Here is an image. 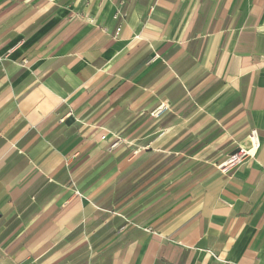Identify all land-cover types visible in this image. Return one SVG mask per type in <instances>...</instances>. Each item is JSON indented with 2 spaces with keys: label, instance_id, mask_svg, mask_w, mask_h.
<instances>
[{
  "label": "crops",
  "instance_id": "1",
  "mask_svg": "<svg viewBox=\"0 0 264 264\" xmlns=\"http://www.w3.org/2000/svg\"><path fill=\"white\" fill-rule=\"evenodd\" d=\"M0 264H264V0H0Z\"/></svg>",
  "mask_w": 264,
  "mask_h": 264
},
{
  "label": "built area",
  "instance_id": "2",
  "mask_svg": "<svg viewBox=\"0 0 264 264\" xmlns=\"http://www.w3.org/2000/svg\"><path fill=\"white\" fill-rule=\"evenodd\" d=\"M121 15V9L118 8L115 12V18H118ZM250 139L251 146L249 148L238 147V150L235 153L229 155L220 165H218V169L223 173H226L250 158L253 155V151L259 146L255 131L251 132Z\"/></svg>",
  "mask_w": 264,
  "mask_h": 264
},
{
  "label": "water",
  "instance_id": "3",
  "mask_svg": "<svg viewBox=\"0 0 264 264\" xmlns=\"http://www.w3.org/2000/svg\"><path fill=\"white\" fill-rule=\"evenodd\" d=\"M72 121H73V118H72V117H69V118L66 120L67 123L72 122ZM237 150H238V148L235 149L231 154L235 153Z\"/></svg>",
  "mask_w": 264,
  "mask_h": 264
},
{
  "label": "rangeland",
  "instance_id": "4",
  "mask_svg": "<svg viewBox=\"0 0 264 264\" xmlns=\"http://www.w3.org/2000/svg\"><path fill=\"white\" fill-rule=\"evenodd\" d=\"M223 162V161H222ZM222 162L216 163V165H220Z\"/></svg>",
  "mask_w": 264,
  "mask_h": 264
}]
</instances>
